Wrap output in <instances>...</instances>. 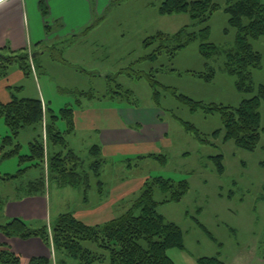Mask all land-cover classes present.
Masks as SVG:
<instances>
[{
    "label": "rangeland",
    "instance_id": "rangeland-1",
    "mask_svg": "<svg viewBox=\"0 0 264 264\" xmlns=\"http://www.w3.org/2000/svg\"><path fill=\"white\" fill-rule=\"evenodd\" d=\"M163 1L115 0L102 14L94 11L88 30L78 31L74 36L59 40L58 44H52L56 40L46 43L51 47L37 58L40 66L37 77L32 76L31 81H27L29 89L19 92L22 97L40 89L39 95L59 116L55 119L56 126L65 133L69 148L74 149L86 165L94 160L90 149L98 143L97 131L90 124H99L100 120L95 115L91 119L78 116L75 131L66 133L68 121L61 112L67 107L78 111L80 98L87 107L126 109L129 116L137 118L132 126L141 124L140 120L145 125L151 124L155 112L168 125L165 141H155L134 151H126L127 148L103 154L102 175L91 182L86 201L81 189L60 187L49 180L45 194L50 198L52 222L61 213L79 212L95 205L101 194L116 185L118 191H124L128 186L129 193L138 191L120 203L114 217L131 207L146 179L163 177L176 182L187 179L190 189L180 202H164L170 193L155 188L154 198L159 202V212L184 232L185 249L171 248L169 256L175 264H198V258L203 256H219L226 264H245L251 262L254 255L264 257V101L260 107L262 138L259 147L250 151L238 147L232 140L225 141L223 131L219 136L213 135L223 128L219 113L207 114L202 109L191 111L164 86L174 87L178 93L197 101L238 107L244 99L253 97L260 85H264V36L251 39L254 50L262 56L261 67L251 70L255 91L241 92L236 85L237 77L225 69L227 53L235 48L237 35V29L230 25L225 11L228 0H215L220 8L205 23L193 21L188 13L160 14L158 8ZM207 25L211 28L208 41L220 49L210 60L201 54L200 37L179 49L174 56L166 48L155 61L143 59L162 44L158 40L155 45L147 47L144 45L146 38L158 32L173 35L184 27L199 33ZM164 44L169 49L176 45ZM207 62L215 70L212 80L198 75L208 72ZM130 68L136 72H153L160 83V107L154 100V89L146 79L134 78L123 71L131 72ZM119 84L123 88H119ZM118 90H130L132 94L121 95ZM81 91L92 92L94 98L89 99L80 94ZM182 121L197 127L209 142H202L188 132ZM39 132L33 127L21 131L17 139L22 145L20 155L30 154L29 144ZM7 135H11V131L0 116V140ZM60 149L62 147L51 145L49 154ZM151 154L165 155L167 160L163 163L154 157L140 159ZM216 155L224 156L225 172L222 175L211 158ZM30 164L29 161L20 164L18 154L0 162L2 174H17L20 168L25 169L19 177L0 183V195H12L16 186H22L26 194V184L40 177L41 172V168ZM47 164L46 158L43 169L46 176ZM99 180L103 181L100 185ZM100 188H103L102 192ZM197 219L210 234L199 226ZM85 246L97 250L93 243L86 242ZM56 254L54 251L51 264H81L64 254L56 258Z\"/></svg>",
    "mask_w": 264,
    "mask_h": 264
},
{
    "label": "trees",
    "instance_id": "trees-1",
    "mask_svg": "<svg viewBox=\"0 0 264 264\" xmlns=\"http://www.w3.org/2000/svg\"><path fill=\"white\" fill-rule=\"evenodd\" d=\"M219 8L220 5L215 0H164L158 11L162 15L188 13L193 21L205 23ZM225 11L229 15L230 25L237 29L235 48L227 53L225 69L237 77L236 85L239 91L254 92L251 70L261 67L262 56L254 50L251 39L264 36V2L262 0H228ZM210 34L211 28L208 25L203 27L199 33L190 32L188 27L182 28L173 35L158 32L146 38L144 45L153 46L158 40L162 44L143 59L155 61L166 48L169 54L174 56L179 49L200 37L202 40L201 54L210 60L220 52L214 43L208 41ZM164 42L176 43V45L169 49ZM14 67L19 68L26 77H30L34 75V71L37 72L40 66L37 58H33L27 50L0 51V79L6 78ZM206 68L207 73H198V75L206 80H212L215 70L208 62ZM129 70L131 72L126 69L123 71L129 76L144 78L149 82L154 89V100L160 107L162 96L158 89L160 83L153 72H136L131 68ZM119 88L123 86L119 84ZM164 88L191 111L202 109L207 114L219 113L223 128L214 132V136H219L223 131L224 140H232L240 148L254 151L259 147L262 138L260 107L264 101V85H260L257 93L251 98L244 99L238 107L197 101L178 93L174 87L164 86ZM22 89V86L10 87L11 100L6 103L0 100V116L4 118L11 131V135L0 140V162L18 154L20 164L29 161L30 165L45 170L44 162L47 158V176L43 170L41 177L28 183L26 194H45L47 182L52 180L60 187L71 186L81 189L84 193V200H87L91 182L102 175L105 164L100 146L95 145L90 149L94 160L86 165L75 150L69 148L65 133L57 128L55 119L59 117L58 114L46 108L40 98L19 97L18 93ZM118 93L132 94V91L118 90ZM80 94L89 99L94 98L92 92L81 91ZM80 99H78V104L82 106L83 101ZM74 111L73 107L61 110L62 117L68 121L69 129L66 133H72L75 130ZM48 114L51 118L47 116ZM182 123L188 132L195 134L202 142H209V139L203 136L193 124L186 121ZM29 127L40 130V132L29 144L30 154L20 155L22 145L17 139L21 131ZM43 129H45V135ZM51 145L62 147V149L49 154ZM147 157L157 158L163 163L167 160L165 155L154 154L141 156L140 159ZM211 158L217 172L224 174V156L216 155ZM23 170L25 169L20 168L17 174L0 173V181L17 178ZM98 183L100 185L103 181L99 180ZM156 187L163 192L170 193V197L164 202H180L188 193L190 184L187 179L176 182L163 177L148 178L143 183L139 195L133 200L131 207L102 224L90 225L79 219L74 212H65L61 213L54 222L45 223L42 226H32L21 218H13L8 222L0 223V233L8 238L17 237L24 240L39 237L47 246L53 247L55 253L77 259L81 264L103 262L109 264H175L168 250L175 247L185 249L184 232L179 225L168 221L159 212V202L154 198ZM102 189L100 188L101 192ZM197 223L210 234L207 227L198 219ZM86 242L95 244L97 250L85 246ZM51 260L48 257L36 256L32 257L28 264H51ZM20 263L21 256L15 253L10 245L0 242V264ZM198 264H226V262L219 256H203L198 258Z\"/></svg>",
    "mask_w": 264,
    "mask_h": 264
},
{
    "label": "crops",
    "instance_id": "crops-1",
    "mask_svg": "<svg viewBox=\"0 0 264 264\" xmlns=\"http://www.w3.org/2000/svg\"><path fill=\"white\" fill-rule=\"evenodd\" d=\"M112 2L113 0H0V51L27 50L32 54L37 53L36 58H39L51 47L46 44L47 42L56 40L52 44H58L59 40L74 36L78 31H83L86 28L89 29L94 19L93 12L102 14ZM37 75L38 70L34 71L32 76L36 78ZM32 76L26 77L19 68L14 67L6 78L0 79V100L3 103L11 100L10 87L22 86L21 91L29 89L27 87H30V84H27V81H31ZM34 81L36 80L34 79ZM34 92L33 90L31 95L22 97L40 98L46 108H49L42 96L39 95L40 89L37 88L35 94ZM100 110L102 109L83 106L82 102L79 110L74 111V121L76 129L78 116L91 119L95 115L100 120L99 124L91 123L90 127L97 131L96 141L98 143L95 145L100 146L102 156L108 151L115 153L127 148L129 149L126 151H134L143 145L166 140L168 125L164 124L161 116L156 112L151 118L153 119L151 124L145 125L140 120L138 122L141 124L132 126V123L137 122V118L129 116L126 109L112 108L99 112ZM42 173L41 169L40 177ZM3 182L7 181H0V183ZM28 183L25 187L26 191ZM117 187L116 185L107 192L105 191L97 199L95 205L74 212L75 215L90 225L102 224L113 219L120 203L125 201L127 196L138 191L129 193L130 186L124 191H118ZM22 190V186H16V192H13L12 195H0V223L8 222L13 218H21L32 226L52 222L48 195H24ZM123 208L125 209V207ZM0 242L10 245L13 251L21 256L20 264H28L30 259L36 256L52 259L54 254L52 247L47 246L39 237L24 240L17 237L8 238L0 233ZM58 255L61 254H56V258ZM254 256L251 257V262L245 264H264V257Z\"/></svg>",
    "mask_w": 264,
    "mask_h": 264
},
{
    "label": "water",
    "instance_id": "water-1",
    "mask_svg": "<svg viewBox=\"0 0 264 264\" xmlns=\"http://www.w3.org/2000/svg\"><path fill=\"white\" fill-rule=\"evenodd\" d=\"M37 55H38L37 53H33V54H32V57H33V58H36Z\"/></svg>",
    "mask_w": 264,
    "mask_h": 264
}]
</instances>
